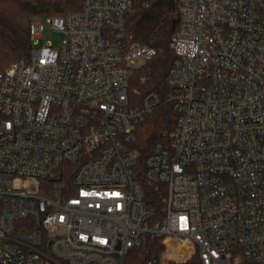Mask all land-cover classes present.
<instances>
[{
  "label": "built area",
  "instance_id": "2783aa9c",
  "mask_svg": "<svg viewBox=\"0 0 264 264\" xmlns=\"http://www.w3.org/2000/svg\"><path fill=\"white\" fill-rule=\"evenodd\" d=\"M134 1L33 18L31 52L0 69V264H124L146 238L145 264H264V0H173L169 90L141 98L158 48L128 34ZM45 18L58 47L37 48ZM163 100L177 123L140 169L157 210L135 144Z\"/></svg>",
  "mask_w": 264,
  "mask_h": 264
},
{
  "label": "trees",
  "instance_id": "16d2710c",
  "mask_svg": "<svg viewBox=\"0 0 264 264\" xmlns=\"http://www.w3.org/2000/svg\"><path fill=\"white\" fill-rule=\"evenodd\" d=\"M84 0H0V69H5L14 60L27 55L32 50L30 24L37 16L61 15L78 10ZM148 3V5H145ZM170 6V5H169ZM176 3L173 7L176 9ZM161 0H135L134 11L127 14V31L133 41L149 43L158 48L157 54L143 65L137 67L132 76L131 86L143 97L150 91H157L164 96L169 87L166 77L175 58L171 46V37L179 20L172 19L166 10L162 12ZM162 14L156 20V17ZM155 20L149 26L151 15ZM177 111L174 103L163 100L162 103L138 125V140L135 147L140 151L138 175L143 180L148 203L157 210H162L166 190L163 185L149 183L142 176L146 157L154 143L164 140L177 123ZM71 174L65 180L70 181ZM161 241L146 238L141 245L130 248L124 258V264H145L147 259L159 252Z\"/></svg>",
  "mask_w": 264,
  "mask_h": 264
},
{
  "label": "rangeland",
  "instance_id": "374dc122",
  "mask_svg": "<svg viewBox=\"0 0 264 264\" xmlns=\"http://www.w3.org/2000/svg\"><path fill=\"white\" fill-rule=\"evenodd\" d=\"M173 0H168V3L165 7H163L162 10H166V14H168L172 19H176L178 17V9L176 7V9H171L170 8V4L172 3ZM177 6V4H176ZM163 11V12H164ZM152 19L150 17V21L148 22L149 26H151L153 24V21L155 20V18H153V16L156 15H151ZM33 20V19H32ZM44 25H45V30H44V34L43 37L40 39V44L37 45V48H39L43 43L44 40L50 41L55 47H58L61 45L62 41L65 39V34L63 32L60 31H56L54 29H52V27L50 26L49 22L47 21V19H44ZM21 58V57H20ZM19 58H17L16 60H18ZM16 60H14L13 62H15ZM58 186V185H56Z\"/></svg>",
  "mask_w": 264,
  "mask_h": 264
},
{
  "label": "water",
  "instance_id": "95a60500",
  "mask_svg": "<svg viewBox=\"0 0 264 264\" xmlns=\"http://www.w3.org/2000/svg\"><path fill=\"white\" fill-rule=\"evenodd\" d=\"M162 1V6L165 7L168 3V0H161ZM174 5V1H172V3L170 4L171 7H173ZM164 10H162L163 12ZM162 12L156 17V20H158V17L162 14Z\"/></svg>",
  "mask_w": 264,
  "mask_h": 264
}]
</instances>
